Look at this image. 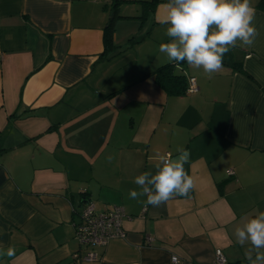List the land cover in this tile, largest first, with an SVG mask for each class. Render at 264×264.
Instances as JSON below:
<instances>
[{
    "label": "crops",
    "instance_id": "1",
    "mask_svg": "<svg viewBox=\"0 0 264 264\" xmlns=\"http://www.w3.org/2000/svg\"><path fill=\"white\" fill-rule=\"evenodd\" d=\"M150 1L0 0V245L16 253L0 264H216V249L248 264L234 230L264 211V3L250 0L253 45L211 78L177 65L198 90L175 94L153 74L169 63L168 0ZM178 148L190 195L158 207L129 198L157 154ZM85 199L125 211L126 235L92 261L73 257L90 250L73 225Z\"/></svg>",
    "mask_w": 264,
    "mask_h": 264
},
{
    "label": "clouds",
    "instance_id": "2",
    "mask_svg": "<svg viewBox=\"0 0 264 264\" xmlns=\"http://www.w3.org/2000/svg\"><path fill=\"white\" fill-rule=\"evenodd\" d=\"M164 7L167 13L158 20L168 25L166 35L170 41L161 43L159 52L169 63L186 62L190 68L202 69L209 78L222 70L227 53L237 47H251L258 35L250 0H168ZM177 152L180 155L176 159L158 153L155 172L137 175L134 183L139 190L130 189L129 198L158 207L176 197H188L194 188L192 177L184 169L188 153L183 148ZM242 221L234 230L236 242L251 245L245 251L248 264H264V211ZM15 254L13 247L4 249L0 245V255ZM172 260L175 262L177 257Z\"/></svg>",
    "mask_w": 264,
    "mask_h": 264
},
{
    "label": "built area",
    "instance_id": "3",
    "mask_svg": "<svg viewBox=\"0 0 264 264\" xmlns=\"http://www.w3.org/2000/svg\"><path fill=\"white\" fill-rule=\"evenodd\" d=\"M186 92L192 93L198 90L196 78L188 76ZM166 154H169L166 152ZM125 216L124 208L121 205H113L106 210L98 211L91 199H85L79 213V220L74 222L75 237L80 246L90 248L84 254L78 251L73 253L75 259L92 261L98 259V254L93 250L96 246H104L111 238L124 237L125 230L122 227V219ZM175 256V255H173ZM172 256V257H173ZM171 257V260H172ZM177 257V256H176ZM178 260V258H177ZM177 260L173 263H176ZM216 264H224L226 257L220 249L215 251Z\"/></svg>",
    "mask_w": 264,
    "mask_h": 264
},
{
    "label": "trees",
    "instance_id": "4",
    "mask_svg": "<svg viewBox=\"0 0 264 264\" xmlns=\"http://www.w3.org/2000/svg\"><path fill=\"white\" fill-rule=\"evenodd\" d=\"M151 3L154 0L150 1ZM260 3H264V0H260ZM113 19L112 16L107 22L104 28L103 40L105 44V49H111L114 46L113 43ZM176 64L174 63H165L157 67L156 70L153 71L155 81L159 86H161L167 93H175V94H184L186 93L187 87V78L185 74H181L180 72H176ZM236 68L241 72L245 73V71L240 67V65H236ZM247 74V73H245Z\"/></svg>",
    "mask_w": 264,
    "mask_h": 264
},
{
    "label": "rangeland",
    "instance_id": "5",
    "mask_svg": "<svg viewBox=\"0 0 264 264\" xmlns=\"http://www.w3.org/2000/svg\"><path fill=\"white\" fill-rule=\"evenodd\" d=\"M180 73L183 74L182 71H180Z\"/></svg>",
    "mask_w": 264,
    "mask_h": 264
}]
</instances>
